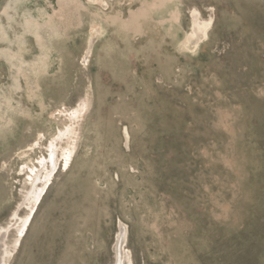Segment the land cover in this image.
<instances>
[{"label": "rangeland", "instance_id": "rangeland-1", "mask_svg": "<svg viewBox=\"0 0 264 264\" xmlns=\"http://www.w3.org/2000/svg\"><path fill=\"white\" fill-rule=\"evenodd\" d=\"M121 229L122 264H264V0H0V264Z\"/></svg>", "mask_w": 264, "mask_h": 264}, {"label": "bare ground", "instance_id": "bare-ground-1", "mask_svg": "<svg viewBox=\"0 0 264 264\" xmlns=\"http://www.w3.org/2000/svg\"><path fill=\"white\" fill-rule=\"evenodd\" d=\"M94 37V36H93ZM50 162L53 164V166H54V157L52 158V160H50ZM50 163V164H51ZM41 167L43 168L44 167V162H41ZM42 172H43V170L42 169H35V171H34V173H33V175L34 176H36L37 174L39 175H41L42 174ZM46 173V172H45ZM48 175V173H46L45 174V176H44V178L46 177ZM33 179H34V177H33ZM35 197H36V195H35ZM34 197V198H35ZM39 198V195L37 194V197H36V199H38ZM36 199L34 200V201H36ZM122 230V229H121ZM124 243H125V234H124V231L123 232H121V234H119L118 236H117V238H116V250L118 249V247H119V250L121 251L122 250V248H123V246H124ZM124 249V248H123ZM121 253V258H123V254H122V252H120Z\"/></svg>", "mask_w": 264, "mask_h": 264}, {"label": "water", "instance_id": "water-1", "mask_svg": "<svg viewBox=\"0 0 264 264\" xmlns=\"http://www.w3.org/2000/svg\"><path fill=\"white\" fill-rule=\"evenodd\" d=\"M53 158V155L50 154V157H49V160H52ZM51 163V162H50ZM51 165L53 166V164L51 163ZM41 179L39 178L38 174L36 176H34V180H33V186H35V183L40 181ZM35 191H33V194H34V197L36 195L37 197V191L34 193ZM36 197L34 199H36ZM121 232H123V229L121 230ZM121 251L119 250V247L117 249V256H116V260H115V263L114 264H122V258H121Z\"/></svg>", "mask_w": 264, "mask_h": 264}]
</instances>
